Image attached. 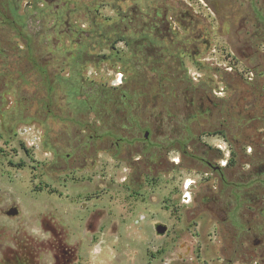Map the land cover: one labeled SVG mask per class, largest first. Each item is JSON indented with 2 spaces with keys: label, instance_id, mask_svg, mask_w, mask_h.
I'll return each mask as SVG.
<instances>
[{
  "label": "rangeland",
  "instance_id": "obj_1",
  "mask_svg": "<svg viewBox=\"0 0 264 264\" xmlns=\"http://www.w3.org/2000/svg\"><path fill=\"white\" fill-rule=\"evenodd\" d=\"M132 6L166 9L175 35L138 70L167 71L165 94L123 107L137 67L99 33ZM256 16L264 0H0V264H261L228 231L255 227L264 196ZM74 73L75 90L63 80ZM188 85L212 94L195 118L178 94Z\"/></svg>",
  "mask_w": 264,
  "mask_h": 264
},
{
  "label": "trees",
  "instance_id": "obj_2",
  "mask_svg": "<svg viewBox=\"0 0 264 264\" xmlns=\"http://www.w3.org/2000/svg\"><path fill=\"white\" fill-rule=\"evenodd\" d=\"M168 21V15L166 9L158 8L155 11L146 12L138 6H132L125 11L118 13L117 21L109 23L102 28V32L99 36L105 38L106 42L112 44V50L115 51L112 58L125 64L123 51L117 48V45L124 44L128 48L134 59L132 67H137L132 77V82L138 87L131 92L119 89V104L129 105L133 98L143 97H159L163 96L166 91V84L169 81L167 71H158L155 76L148 78L147 75L139 72V67L144 64H148L150 59L159 57L158 51L163 48L164 40L168 36H174V32L171 31V26ZM77 32V30H73ZM84 36L85 32H78ZM86 36H90L86 35ZM162 57L164 52H162ZM33 67L44 71L42 66L34 59H31ZM154 63V62H153ZM75 75L64 77L66 86L74 87L77 85L76 73ZM191 85V83H190ZM188 85L184 87L178 94L182 97V100L187 108L189 114L195 118L197 115H201L202 106L210 101L212 94L202 95ZM212 111V110H211ZM208 110L207 113H211ZM237 121H243V117H239Z\"/></svg>",
  "mask_w": 264,
  "mask_h": 264
},
{
  "label": "flooded vegetation",
  "instance_id": "obj_3",
  "mask_svg": "<svg viewBox=\"0 0 264 264\" xmlns=\"http://www.w3.org/2000/svg\"><path fill=\"white\" fill-rule=\"evenodd\" d=\"M256 19L258 22H261L264 24V20L261 19L259 16H256ZM257 172L260 176L264 175L263 164L260 166L259 169H257ZM195 188L198 190L197 187ZM261 189L262 190L264 189L263 183L261 184ZM251 200L252 199H250V201ZM210 201L213 203V206L210 208L211 212H213V214L217 216L218 218H221L224 224L228 222V218L230 215L229 205L227 204L221 205L220 200L215 196H212L210 198ZM256 203L260 206L259 208L260 212L258 214L259 223L255 221L256 226L251 227L250 231L246 233L234 232L237 229V223H230L228 224V231L230 234H233L231 238L232 242H236L238 244L236 252L239 255L248 252L251 256H254V255L257 257L259 256L261 264H264V240L254 241L255 244L252 248L248 246V241L250 240V238L257 240L264 233V226H263L264 225V196H261L260 194H258L256 196ZM237 218L240 221L242 217L241 215H238ZM249 222L250 220H247V223ZM229 263H232V259L229 260Z\"/></svg>",
  "mask_w": 264,
  "mask_h": 264
},
{
  "label": "built area",
  "instance_id": "obj_4",
  "mask_svg": "<svg viewBox=\"0 0 264 264\" xmlns=\"http://www.w3.org/2000/svg\"><path fill=\"white\" fill-rule=\"evenodd\" d=\"M19 134L22 136H27L28 142L31 147H40V131L38 129L34 127L24 126L20 128ZM194 187L196 186H189V189L192 191L193 189H195Z\"/></svg>",
  "mask_w": 264,
  "mask_h": 264
},
{
  "label": "water",
  "instance_id": "obj_5",
  "mask_svg": "<svg viewBox=\"0 0 264 264\" xmlns=\"http://www.w3.org/2000/svg\"><path fill=\"white\" fill-rule=\"evenodd\" d=\"M148 136V133H146V137ZM16 213V211L15 210H11L8 214H10V215H14ZM159 231L160 232H164V228H162V227H160L159 228Z\"/></svg>",
  "mask_w": 264,
  "mask_h": 264
},
{
  "label": "bare ground",
  "instance_id": "obj_6",
  "mask_svg": "<svg viewBox=\"0 0 264 264\" xmlns=\"http://www.w3.org/2000/svg\"><path fill=\"white\" fill-rule=\"evenodd\" d=\"M190 200V194L186 193L185 194V202H188Z\"/></svg>",
  "mask_w": 264,
  "mask_h": 264
}]
</instances>
